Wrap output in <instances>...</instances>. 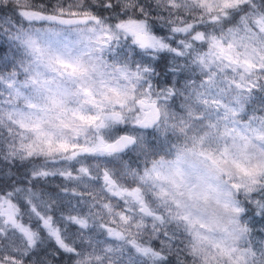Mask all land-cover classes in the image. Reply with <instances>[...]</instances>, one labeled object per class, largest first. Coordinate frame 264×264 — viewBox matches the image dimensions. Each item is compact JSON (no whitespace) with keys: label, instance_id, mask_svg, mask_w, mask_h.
I'll use <instances>...</instances> for the list:
<instances>
[{"label":"snow or ice","instance_id":"6c2138e0","mask_svg":"<svg viewBox=\"0 0 264 264\" xmlns=\"http://www.w3.org/2000/svg\"><path fill=\"white\" fill-rule=\"evenodd\" d=\"M0 41V264H264V0H0Z\"/></svg>","mask_w":264,"mask_h":264},{"label":"trees","instance_id":"16d2710c","mask_svg":"<svg viewBox=\"0 0 264 264\" xmlns=\"http://www.w3.org/2000/svg\"><path fill=\"white\" fill-rule=\"evenodd\" d=\"M0 43H2V41H0ZM160 67H161V69H163V67H164V64H163V62H161V65H160Z\"/></svg>","mask_w":264,"mask_h":264}]
</instances>
